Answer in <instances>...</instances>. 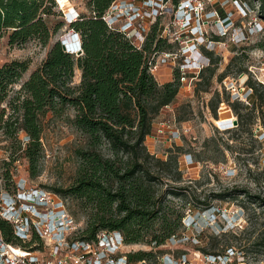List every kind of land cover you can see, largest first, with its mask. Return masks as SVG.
Returning <instances> with one entry per match:
<instances>
[{
	"label": "rangeland",
	"instance_id": "obj_1",
	"mask_svg": "<svg viewBox=\"0 0 264 264\" xmlns=\"http://www.w3.org/2000/svg\"><path fill=\"white\" fill-rule=\"evenodd\" d=\"M142 1L115 0L117 10L111 15L118 17L116 26L133 20L134 28L139 30V25L145 28L146 34L155 21L146 19L148 9ZM184 1L177 0L176 5ZM54 2L51 15L43 19L49 29L59 27L45 46L30 40L21 47H9L4 34L0 36V65L13 60L28 62L26 72L12 91L41 63L53 43L66 40L69 32L64 21L66 14L89 15L86 0ZM192 3H199L202 11L194 13L192 7L186 8L191 14L189 24L181 23L178 18L174 20L179 14H174L177 6L170 0L159 7L162 9L157 31L171 45L162 53L171 52L176 59L170 58L161 64L162 53L150 56V61L153 59L150 73L158 84L171 81L183 59L181 55L186 56V62H197L204 66L203 69L213 67V76L206 85V72L199 77L203 69L194 75H184L173 101L154 118L151 134L145 138L144 145L157 159L165 160L170 153L176 156L179 180L163 178L161 187L165 183L185 187L186 198L181 201H210L211 206L200 209L186 204L180 231L164 244L152 248L154 256L147 264H264V204L259 202L264 200V129L256 111L241 110L249 124L243 131H236V125H231L236 117L227 104L237 99L246 105L247 100L243 99L250 94L246 87L248 80L264 85V50L257 47L264 39V22L256 16L255 0H193ZM129 9H134V15L126 20L123 15ZM220 75L223 77L218 80ZM222 81L227 84L226 88ZM78 83L79 71L74 69L71 86ZM219 111L220 121H217ZM72 116L73 111L66 109L60 117L48 113L41 120V152L33 178L29 177L27 161L16 149L17 142L22 149L25 140L20 134L17 142L6 140L0 134V205L13 203L20 214L27 215L23 210L26 207H21L25 195L39 192L36 195L39 198L43 191L52 200L48 203L52 211L58 209L55 202L59 200L71 218V226L58 228L57 237L41 238V250L33 252L38 264L46 260L56 264H96L95 256L99 251L96 245L84 252L70 249L72 231L83 229L85 217L75 200L59 197L53 190L65 188L74 177L73 150L78 137L67 121ZM161 121H167L170 129L177 132V139H171L168 131L162 137L157 136L156 126ZM6 174L9 180L5 179ZM15 186L18 189L13 191ZM214 194H224L225 198L214 199ZM30 210L37 212L41 227L47 220L49 227L54 229L62 216L39 205ZM150 249L145 243H134L123 244L114 251L121 254ZM212 253H219V256Z\"/></svg>",
	"mask_w": 264,
	"mask_h": 264
},
{
	"label": "trees",
	"instance_id": "obj_2",
	"mask_svg": "<svg viewBox=\"0 0 264 264\" xmlns=\"http://www.w3.org/2000/svg\"><path fill=\"white\" fill-rule=\"evenodd\" d=\"M114 1L86 0L89 15H77L68 24L67 28L78 35L80 56L65 53L56 41L13 91L28 62L13 60L0 65V106L5 105L0 107V134L16 142L18 135L22 136L24 147L21 149L18 141L16 149L27 161L29 177L33 178L41 152V120L48 113L60 117L66 109L72 110L73 116L67 121L78 137L73 150L75 173L68 186L53 189L59 197L75 200L85 217L83 229L73 231L72 241L92 243L99 232L118 231L124 244L151 247L125 253L129 264L141 260L147 264L154 256L152 248L180 231L186 204L205 209L211 203L181 201L186 198L185 187L167 183L161 187L163 178L179 180L176 156L170 153L165 160L157 159L147 152L144 141L151 134L154 118L177 94L179 75L175 70L171 81L158 84L150 73V56L171 48L158 34V19L140 46L107 27L102 17ZM255 1L256 16L264 22V0ZM54 7V0H0V36L4 34L9 47H21L30 40L45 46L59 27L51 30L43 19ZM257 47L264 50V39ZM74 69L79 71L75 87L71 86ZM204 72L208 85L214 69L207 66L199 72L200 78ZM246 87L250 94L244 98L245 106L237 99L227 103L236 117V131L249 124L241 110L256 111L264 129V85L248 80ZM5 179L10 177L6 174ZM213 198L223 200L225 195L214 194ZM259 202L264 204L262 199ZM0 236L24 250H41L35 233L21 241L1 215Z\"/></svg>",
	"mask_w": 264,
	"mask_h": 264
},
{
	"label": "built area",
	"instance_id": "obj_3",
	"mask_svg": "<svg viewBox=\"0 0 264 264\" xmlns=\"http://www.w3.org/2000/svg\"><path fill=\"white\" fill-rule=\"evenodd\" d=\"M192 1L193 0H185L184 2H181L176 5L177 9L174 14L175 15L179 14V15L175 16L174 20L178 18L181 23L186 22L187 24H189L191 14L189 13L188 10L186 11V8L188 7H192V9L194 10V13L201 14L202 6L199 3H196V5H194ZM142 3L144 7L148 9L146 12V19L151 20V21H156V19L159 18L160 11L162 9V8L160 9L159 7H163L164 4L167 2H163L162 0H143ZM115 10H117V5H115V2H113L102 17L107 27L117 29L118 31L123 33L128 39H130L134 44H136L137 46H140L145 36L146 30L145 28H142L139 25H138L139 30H136L133 26L134 23H132L133 20L131 22L127 20L134 15L133 13L134 9H129V11L126 12V15H123V18H125L127 21H125L119 26H116V22H117L116 19H118V17L111 15V12L113 13ZM185 16H187L188 19H186ZM73 44H74V41H71V44H69L68 48H65V49L66 50L69 49V52H72L73 49H75L73 47ZM73 56H77V55L73 53ZM179 57H183V59L181 60V63L178 64V68H177L178 75H179V79H178L179 81L184 79L183 77L184 75L190 74V73L194 75L198 73L204 67L201 64H198L197 62H193V61L186 62V56L180 55ZM169 59L170 60L176 59V56L171 54V52L162 53V57L159 58V63L161 64L165 63L166 60H169ZM150 69H151V66H150ZM221 84L223 85L224 88L227 87L226 86L227 84L224 81H222ZM244 100L245 99H243V101ZM163 108H168V107L164 106ZM155 132L158 137H162L166 132L169 134V137L171 139H177L178 137L176 136L177 132L175 130L170 129V125L167 123V121L159 122L156 126ZM32 191H36V190H32ZM41 193L39 195V198L36 197V195L38 196L39 192H37V194H34L33 192L29 193L28 195L24 194L25 203H22L21 205L22 207L23 206L26 207L23 210L28 212L27 215L20 214L19 210L15 207L13 203L9 204L5 202V206H3V202H2V205L0 208V215L2 216V218L7 220L11 224L13 234L21 241L28 239L32 233H35L40 240H42L41 238H43L44 236L57 237L58 228H61V227L68 228L71 226V218L68 216L67 212H65V210L63 209L62 203L59 200L55 202L56 208L58 209H55V211L53 210L54 211L53 212L49 205L52 201L49 197V194L43 191H41ZM35 205H39L46 209H49L50 210L49 212L51 213L53 212L54 214H58V213L62 214V216L58 220V223L55 226H53L54 229L49 227L47 220L43 221L42 223L40 222L42 224V227L38 225L39 217L36 214L37 212L33 213L30 210ZM54 216L56 217V215ZM123 244L124 242H123L122 236H119L118 234H116L115 231L99 232L96 235V240L92 243L71 240L70 249L71 250L73 249L76 251L78 250V252H84L85 250H90L96 245V247L99 249V251L96 253V256H95L96 264H129L126 261L125 253H121V254L115 253V251L118 250L120 246H122ZM53 246L56 247V244H54ZM15 247H18V246H13L5 242L0 236V264H38V258H36V256L33 255V252L39 251V250L28 251L20 247L19 248H15ZM137 263L146 264L143 260L138 261ZM41 264H56V263H54V261L52 260L50 261L46 260V261H43V263ZM57 264H64V263L57 262Z\"/></svg>",
	"mask_w": 264,
	"mask_h": 264
},
{
	"label": "clouds",
	"instance_id": "obj_4",
	"mask_svg": "<svg viewBox=\"0 0 264 264\" xmlns=\"http://www.w3.org/2000/svg\"><path fill=\"white\" fill-rule=\"evenodd\" d=\"M69 15H73L72 17L71 16H69ZM76 17H77V14H75V13H68V14H66L65 15V19H64V21L67 23V24H70L71 22H73L75 19H76ZM68 34V36H66L64 39H66V40H62V41H60V45L61 46H63L64 47V49L65 48H68V46H69V44H71V41H74V44H73V47L75 48V49H73V51L72 52H69V49H65V53H67V54H70V55H72L73 56V53H75L76 55H78V53L80 54L81 53V50H80V43H79V38H78V35L75 33V32H73V31H71V30H69V32H67ZM18 201V200H17ZM22 207V206H21ZM116 232V234H118L119 236H121L120 235V233L118 232V231H115Z\"/></svg>",
	"mask_w": 264,
	"mask_h": 264
},
{
	"label": "water",
	"instance_id": "obj_5",
	"mask_svg": "<svg viewBox=\"0 0 264 264\" xmlns=\"http://www.w3.org/2000/svg\"><path fill=\"white\" fill-rule=\"evenodd\" d=\"M61 49H62L63 51H65V49H64V47H63V46H61ZM78 54H79V53H78ZM235 123H236V122H235V120H233V121L231 122V125H232V126H234V125H235Z\"/></svg>",
	"mask_w": 264,
	"mask_h": 264
}]
</instances>
